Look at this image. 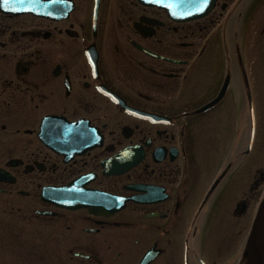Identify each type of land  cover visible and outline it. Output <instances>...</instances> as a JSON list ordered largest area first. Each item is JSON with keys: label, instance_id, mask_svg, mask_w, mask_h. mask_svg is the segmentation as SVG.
Wrapping results in <instances>:
<instances>
[{"label": "flooded vegetation", "instance_id": "1", "mask_svg": "<svg viewBox=\"0 0 264 264\" xmlns=\"http://www.w3.org/2000/svg\"><path fill=\"white\" fill-rule=\"evenodd\" d=\"M31 1L0 0V264H237L264 196V0L189 21L140 0ZM78 179L125 206L43 196Z\"/></svg>", "mask_w": 264, "mask_h": 264}, {"label": "water", "instance_id": "2", "mask_svg": "<svg viewBox=\"0 0 264 264\" xmlns=\"http://www.w3.org/2000/svg\"><path fill=\"white\" fill-rule=\"evenodd\" d=\"M145 4L158 5L168 10L169 14L177 20L185 21L205 16L215 6L216 0H140ZM21 2L22 12H34L33 1L24 4ZM26 8V9H25ZM49 120H46L42 126L46 130ZM43 140L50 145L46 137ZM54 147V146H53ZM57 149L56 147H54ZM59 151V149H57ZM81 180L72 182L64 187H51L44 189V197L51 198L52 201L60 206L68 207H88L91 212L110 214L116 212L125 201L118 199L102 191H93L80 185ZM77 191L73 196L71 193ZM244 264H264V198L261 201L256 217L254 219L248 240L246 243ZM153 256L146 255L141 264H149Z\"/></svg>", "mask_w": 264, "mask_h": 264}, {"label": "rangeland", "instance_id": "3", "mask_svg": "<svg viewBox=\"0 0 264 264\" xmlns=\"http://www.w3.org/2000/svg\"><path fill=\"white\" fill-rule=\"evenodd\" d=\"M262 51H264V45H263V50ZM253 77H254L256 82H257V78L260 77L261 85H262L261 86V89H262L261 96L264 98V59L262 60V62L260 61V69L257 70V72L256 71L254 72ZM260 107H261V109L259 111L260 113H259L258 118H257V125H258L257 129L261 130L263 132L264 124H263L262 116L264 115V113H263V111H264V100H263L262 106L260 105ZM247 158L248 159H246L245 166H243V170L245 172H248L249 169H250V166L255 163V157L253 155H251V156H249ZM256 162H257V160H256ZM250 163H251V165H250ZM262 166H264V163L262 164ZM229 223H231V220L226 219V216L223 218L222 223H220L219 225H218V222L216 220H214V223H213V219H212V227L213 228L215 227V229H217L216 230V235H215V239L216 240L224 241L226 239V236H228L229 233H230V231H229V233L226 234L227 231H228ZM248 223H249V221L245 220V224H248ZM26 226H27V228H30L29 224H27ZM249 228H250V224H248L247 230ZM204 237H205V240H206L208 238V235L205 234Z\"/></svg>", "mask_w": 264, "mask_h": 264}]
</instances>
